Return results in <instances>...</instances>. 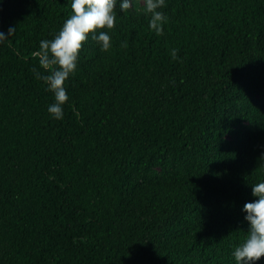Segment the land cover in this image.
<instances>
[{
  "label": "trees",
  "instance_id": "trees-1",
  "mask_svg": "<svg viewBox=\"0 0 264 264\" xmlns=\"http://www.w3.org/2000/svg\"><path fill=\"white\" fill-rule=\"evenodd\" d=\"M70 2L0 0V264H235L264 179V0H165L161 34L143 0L116 8L56 120L31 52Z\"/></svg>",
  "mask_w": 264,
  "mask_h": 264
},
{
  "label": "clouds",
  "instance_id": "clouds-1",
  "mask_svg": "<svg viewBox=\"0 0 264 264\" xmlns=\"http://www.w3.org/2000/svg\"><path fill=\"white\" fill-rule=\"evenodd\" d=\"M164 2L143 0L148 28L156 34L162 33L167 20L166 15L158 10ZM70 8V14L52 38L40 39L38 48L31 52V56L37 58L40 68L45 70L33 68L32 71L34 77L41 80L46 90L53 94V102L47 105L46 110L56 120L64 117V104L69 99L65 83L76 70L83 42L91 38L101 50H108L111 46L108 30L115 25L116 8L120 12L130 8L137 10L135 0H71ZM15 31L14 24L0 29V44L8 41ZM171 57L177 58L176 49H171ZM73 115L79 116L74 106ZM259 158L264 160V151ZM251 196L254 199L246 200L241 208L243 220L248 227L244 238L232 248L231 256L235 264H256L264 256V179L251 184Z\"/></svg>",
  "mask_w": 264,
  "mask_h": 264
}]
</instances>
